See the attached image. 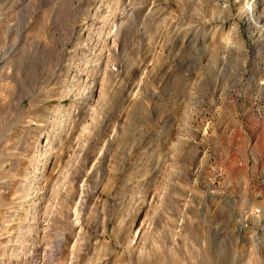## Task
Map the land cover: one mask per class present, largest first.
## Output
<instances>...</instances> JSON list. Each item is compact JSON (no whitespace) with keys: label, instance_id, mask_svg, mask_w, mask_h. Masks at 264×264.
I'll list each match as a JSON object with an SVG mask.
<instances>
[{"label":"rangeland","instance_id":"rangeland-1","mask_svg":"<svg viewBox=\"0 0 264 264\" xmlns=\"http://www.w3.org/2000/svg\"><path fill=\"white\" fill-rule=\"evenodd\" d=\"M0 264H264V0H0Z\"/></svg>","mask_w":264,"mask_h":264},{"label":"bare ground","instance_id":"bare-ground-1","mask_svg":"<svg viewBox=\"0 0 264 264\" xmlns=\"http://www.w3.org/2000/svg\"><path fill=\"white\" fill-rule=\"evenodd\" d=\"M119 6V5H118ZM118 6L116 7V9H115V11H114V13L113 14H117V10H118ZM119 12V11H118ZM112 19V18H111ZM113 20V19H112ZM105 23V22H104ZM111 23H113V21L111 22ZM103 24V23H102ZM109 26V25H108Z\"/></svg>","mask_w":264,"mask_h":264}]
</instances>
